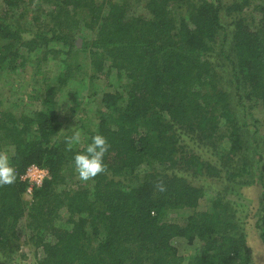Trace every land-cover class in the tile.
<instances>
[{
  "label": "trees",
  "instance_id": "1",
  "mask_svg": "<svg viewBox=\"0 0 264 264\" xmlns=\"http://www.w3.org/2000/svg\"><path fill=\"white\" fill-rule=\"evenodd\" d=\"M50 60L54 74L29 97L37 106L0 101V149L17 174L0 187V264L18 250L23 219L35 264H250L233 202L219 193L199 207L204 189L187 176L243 184L262 158L264 141L247 150L264 123V0H0V78ZM85 86L92 116L71 104L61 119V94ZM97 133L110 145L107 172L84 182L73 159ZM184 135L210 153L223 145L226 161L212 165ZM30 164L48 177L26 195ZM186 208L182 223L169 219ZM194 243L183 260L177 247Z\"/></svg>",
  "mask_w": 264,
  "mask_h": 264
},
{
  "label": "rangeland",
  "instance_id": "2",
  "mask_svg": "<svg viewBox=\"0 0 264 264\" xmlns=\"http://www.w3.org/2000/svg\"><path fill=\"white\" fill-rule=\"evenodd\" d=\"M228 1L229 0H223V2L226 3ZM246 14H248V11H244V15ZM223 21L226 22L225 19H223ZM79 46H81V42ZM53 65L54 62L50 60L46 65L39 69L40 71H37L31 63H28L23 67L21 66L11 72L4 73L0 78V101L4 104H9L16 100L18 101L20 108L28 106L29 102L32 103L33 107L37 106L38 99L33 100L29 99V97H37L43 83L49 81L50 77L54 74V71L52 70ZM220 73L221 75L225 74L224 71H221ZM71 93L72 91L69 92L66 90V92L61 94L59 98L61 101L63 100L62 96L66 99V102H64L61 107L60 118L63 119L64 116H71V104H74V107L77 109L90 110L88 114L89 117H91L97 107V103L94 101L92 102L93 97H89L88 88H86V86L80 88L74 96H72ZM234 102L232 104H234ZM263 111L264 108L260 106L258 112L264 114ZM75 115L71 118H77ZM239 119L245 120L243 117H240ZM246 121L248 122L247 119ZM251 122L252 121H250V123ZM73 124L74 122H72V125ZM244 130L253 133L254 127L248 124V126L244 127ZM257 134H261L259 135L261 137L256 139L255 137ZM255 135L256 136L253 135L249 140L251 146L248 148L247 152L250 151L253 153V147H256L257 144L261 145L264 141V123L258 127V132ZM82 139L83 137H81V140ZM180 144L185 145L188 149H193L195 152H199L203 158L209 159L214 166L215 164L222 166L224 161H226V159L223 158L220 160V156L225 152L223 145L218 144L216 151L213 152L211 150L210 153V150L206 151L199 144H196L195 138H193L192 135L182 136ZM262 152L261 160L253 166L254 171L240 179L243 184H230V182L225 181L224 179H216L213 176H187V180L191 184L203 187L204 189L205 197L199 202V207L206 206V199L219 193H223L222 195L227 200L233 202L232 207L235 213H228L233 215V222L246 234V247L249 248L250 264H264V259H257L256 257L257 253L264 256V242L259 236L261 226L264 225V221H262V218L264 217V148L262 149ZM253 158L256 159L257 156L255 155ZM253 162L254 161H252L251 164ZM226 164L228 165L229 163ZM228 184H230L229 186L233 187V189H227L226 186H228ZM25 198L28 197L26 196ZM188 213H191L190 209H181L177 211V214L169 215V219L182 223V218ZM23 222H25L24 219L20 222L17 230V239L20 242V245L17 247L18 250L15 252H13L14 250L9 252L10 257L12 255V261L10 260V264H35V249L31 246L30 242H28L29 240ZM199 246L200 245H197V243L188 245L181 244L177 247V253L183 260L187 261L188 258L199 251ZM37 254H40L39 250L37 251Z\"/></svg>",
  "mask_w": 264,
  "mask_h": 264
},
{
  "label": "clouds",
  "instance_id": "3",
  "mask_svg": "<svg viewBox=\"0 0 264 264\" xmlns=\"http://www.w3.org/2000/svg\"><path fill=\"white\" fill-rule=\"evenodd\" d=\"M68 150L81 142V133L73 131L72 135L64 138ZM110 145L107 138L102 134H95L91 137L83 151L77 152L73 159V168L81 181L93 180L97 175L106 173L107 167L104 163V156ZM16 169L12 163V156L7 149H0V187L12 185L16 181ZM155 187L160 192H165L166 187L162 180L155 182ZM257 259H264V256L257 253Z\"/></svg>",
  "mask_w": 264,
  "mask_h": 264
},
{
  "label": "built area",
  "instance_id": "4",
  "mask_svg": "<svg viewBox=\"0 0 264 264\" xmlns=\"http://www.w3.org/2000/svg\"><path fill=\"white\" fill-rule=\"evenodd\" d=\"M48 177V171L36 164H30L26 167L24 173L20 176V180L26 182V195H30L33 188L39 187Z\"/></svg>",
  "mask_w": 264,
  "mask_h": 264
},
{
  "label": "water",
  "instance_id": "5",
  "mask_svg": "<svg viewBox=\"0 0 264 264\" xmlns=\"http://www.w3.org/2000/svg\"><path fill=\"white\" fill-rule=\"evenodd\" d=\"M80 42H81V39L78 38V39H77V45H78V46L80 45Z\"/></svg>",
  "mask_w": 264,
  "mask_h": 264
}]
</instances>
